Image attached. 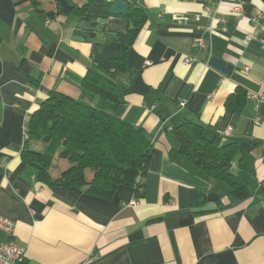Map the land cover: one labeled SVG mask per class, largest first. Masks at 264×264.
<instances>
[{"label": "crops", "instance_id": "crops-1", "mask_svg": "<svg viewBox=\"0 0 264 264\" xmlns=\"http://www.w3.org/2000/svg\"><path fill=\"white\" fill-rule=\"evenodd\" d=\"M124 1L147 15L127 50L135 74L119 76L125 91L115 112L153 147L141 200L127 186L111 200L50 188L21 161L26 117L51 91L99 107L80 80L101 67L94 40L74 38L86 33L59 0H0V215L15 222L12 236L0 239L24 246L26 264H264V29L249 20L264 19V0H245L242 17L218 0ZM128 27L123 15L107 24L123 34ZM212 56L231 64V73L210 66ZM237 86L246 103L230 113L224 101ZM186 119L203 125L216 146L237 144L231 172L243 173L247 197L236 200L183 157L171 159L180 144L174 128Z\"/></svg>", "mask_w": 264, "mask_h": 264}, {"label": "trees", "instance_id": "trees-1", "mask_svg": "<svg viewBox=\"0 0 264 264\" xmlns=\"http://www.w3.org/2000/svg\"><path fill=\"white\" fill-rule=\"evenodd\" d=\"M87 8V5L71 7L70 13L80 20L86 16ZM124 17L129 21L125 33V43L129 47L145 24L147 15L143 10L129 6ZM128 47L120 48L116 59L108 60L99 71L88 70L80 80L84 90L101 99L99 107L51 91L29 114L26 122L28 139L24 141L20 158L33 170L37 182L62 190L82 189L106 200L113 199L120 186H127L133 189L137 200L143 198L141 179L147 173L153 147L141 128L115 114L125 91L119 76L128 74L132 78L135 74L127 66ZM32 83L36 85L37 81ZM246 97V89L237 86L225 99V110L240 113ZM204 130L203 125L186 119L174 128L180 144L169 151V156L173 160L183 157L207 177L225 184L233 198L244 199L249 193L247 181L242 172H231L237 144L230 142L216 146L205 136ZM34 144H41V149H34ZM59 158L66 159L69 166L53 176L50 168ZM199 203H203L200 197Z\"/></svg>", "mask_w": 264, "mask_h": 264}, {"label": "water", "instance_id": "water-1", "mask_svg": "<svg viewBox=\"0 0 264 264\" xmlns=\"http://www.w3.org/2000/svg\"><path fill=\"white\" fill-rule=\"evenodd\" d=\"M61 12L67 15L71 6L65 0H59ZM129 5L124 0L112 1L109 5L105 0H92L86 10V16L79 20L81 30L85 36H75L78 41L94 40L93 60L100 67H104L108 60L116 59L120 48H127L126 35L107 29L110 18L128 13ZM209 65L229 75L233 69L231 64L220 58L210 57ZM190 87L185 86L181 92L182 98H187Z\"/></svg>", "mask_w": 264, "mask_h": 264}, {"label": "built area", "instance_id": "built-area-1", "mask_svg": "<svg viewBox=\"0 0 264 264\" xmlns=\"http://www.w3.org/2000/svg\"><path fill=\"white\" fill-rule=\"evenodd\" d=\"M219 2H225L228 5V9L231 13L236 14L238 16H243L246 2L245 0H218ZM107 3H111L112 0H105ZM207 12L210 10L206 7ZM197 19V17H195ZM250 22L253 25H257L261 23L262 28L264 29V19L261 21L259 15H252L249 17ZM223 22V21H221ZM224 28V27H223ZM263 42V40H261ZM193 44L195 46H202L203 40L200 36H196L193 38ZM192 59L188 56L183 57V62L187 65L191 63ZM186 104V99L180 101V106L183 107ZM25 126L23 128V138L24 141L28 139L26 122L28 117L25 119ZM255 123L258 124V119H255ZM231 130L230 127L226 129L228 133ZM137 200L129 201V204L135 205L137 204ZM15 228V222L9 218L0 215V234L4 233L6 235L12 236ZM26 249L24 246L19 245L13 239L9 240H1L0 239V264H26Z\"/></svg>", "mask_w": 264, "mask_h": 264}, {"label": "rangeland", "instance_id": "rangeland-1", "mask_svg": "<svg viewBox=\"0 0 264 264\" xmlns=\"http://www.w3.org/2000/svg\"><path fill=\"white\" fill-rule=\"evenodd\" d=\"M34 149H41V144H34L33 145ZM69 166L68 162L66 159L64 158H59V159H56L51 168H50V173L53 175V176H56L58 175L62 170L66 169L67 167Z\"/></svg>", "mask_w": 264, "mask_h": 264}]
</instances>
